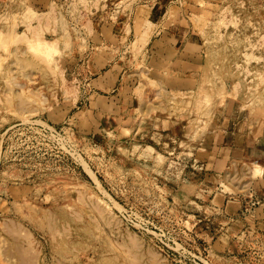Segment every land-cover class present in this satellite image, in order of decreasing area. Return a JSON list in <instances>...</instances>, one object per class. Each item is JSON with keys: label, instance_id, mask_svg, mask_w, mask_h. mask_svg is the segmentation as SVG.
I'll list each match as a JSON object with an SVG mask.
<instances>
[{"label": "rangeland", "instance_id": "rangeland-1", "mask_svg": "<svg viewBox=\"0 0 264 264\" xmlns=\"http://www.w3.org/2000/svg\"><path fill=\"white\" fill-rule=\"evenodd\" d=\"M262 205L264 0H0V264H264Z\"/></svg>", "mask_w": 264, "mask_h": 264}, {"label": "crops", "instance_id": "crops-1", "mask_svg": "<svg viewBox=\"0 0 264 264\" xmlns=\"http://www.w3.org/2000/svg\"><path fill=\"white\" fill-rule=\"evenodd\" d=\"M148 17H149V15H148ZM153 21H155V20H153ZM153 21H151L150 23L155 25V23H153ZM162 30L163 29H161V30L159 29L155 34H158V32L159 31L161 32ZM186 35L188 37V32L181 33V34L180 33L172 34L169 32V36H172V37H168V35L166 34L165 39H164L166 41V43H169L170 47L172 46V48L176 50L175 58L172 59V62L178 60L179 68H180L181 72L193 71V67L195 65H194V62L191 61V58H189V57L191 55H195L197 50H198V47H200L199 46L200 44L198 42H196L194 40H187ZM170 38H172L171 39L172 43L169 41ZM167 40H168V42H167ZM259 208L261 210H259ZM252 212L256 215V217L253 219L252 222L248 223L249 226H247V228L248 229H261V231H260V233H258L257 231L253 230L254 232H251L249 234L251 237L250 240L254 244H258V242L261 243L262 244L261 249H262V247L264 246V217H261V216L264 215V205L254 208L252 210ZM248 231H247V233H248ZM254 233H257L258 236L256 234L254 236ZM212 243H213L212 246L214 247L215 244H214V242H212ZM218 245L224 247L223 251H220V252L226 251L227 246H225V244L221 245L218 242ZM257 248H258V246H256L255 250L260 252L261 249L257 250ZM259 252H256L255 254L257 255V254H259Z\"/></svg>", "mask_w": 264, "mask_h": 264}, {"label": "bare ground", "instance_id": "bare-ground-1", "mask_svg": "<svg viewBox=\"0 0 264 264\" xmlns=\"http://www.w3.org/2000/svg\"><path fill=\"white\" fill-rule=\"evenodd\" d=\"M248 161H249V163L252 164L253 168H256V169L258 168L259 165L255 162L256 160L249 158Z\"/></svg>", "mask_w": 264, "mask_h": 264}, {"label": "built area", "instance_id": "built-area-1", "mask_svg": "<svg viewBox=\"0 0 264 264\" xmlns=\"http://www.w3.org/2000/svg\"><path fill=\"white\" fill-rule=\"evenodd\" d=\"M196 258H197V257L195 256L194 259H192V261L197 260V262H195V263L209 264L207 260H204V259H203L204 261H201L200 259H198V258L196 259Z\"/></svg>", "mask_w": 264, "mask_h": 264}]
</instances>
